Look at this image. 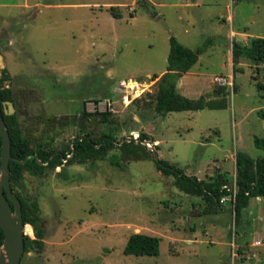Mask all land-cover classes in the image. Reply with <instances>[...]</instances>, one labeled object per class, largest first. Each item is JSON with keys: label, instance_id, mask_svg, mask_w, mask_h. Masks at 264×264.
<instances>
[{"label": "rangeland", "instance_id": "rangeland-1", "mask_svg": "<svg viewBox=\"0 0 264 264\" xmlns=\"http://www.w3.org/2000/svg\"><path fill=\"white\" fill-rule=\"evenodd\" d=\"M152 1L154 9L146 0H28V7L20 0H0L7 4H0L5 17L0 19V76L13 92L23 135L34 149L69 152L61 167L39 175L23 172L18 192L39 206L44 245L38 250L30 244L20 264H264V197L250 199L239 225L229 196L219 213L193 215V209L204 207L203 198L181 191L153 161L156 152L187 175L208 179L219 170L234 182L236 152L252 158L264 153L254 145L255 137L264 136V88L257 87L264 85V66L257 70L245 60L234 68L232 86H222L228 106L221 110L159 114L157 82L106 118L83 110L87 100L109 97L120 79L151 84L147 76L166 69L169 36L182 38L191 26L178 18L185 8L167 6L172 0ZM110 6H118L121 17H114ZM233 8L234 26L264 33V0H233ZM204 10L188 46L202 49L191 70L201 74L189 76L194 81L229 71L225 31L230 24L219 28ZM156 12L164 17H155ZM218 87L215 83L212 91ZM149 124L152 138L162 142L154 151L146 146L143 159H129L116 142L108 153H120V166L70 153L75 137L98 139L109 132L118 140L146 133ZM233 229L234 245L242 249L234 257ZM27 231L34 239L31 226ZM132 233L160 237L158 254H125ZM256 239L263 244L251 246Z\"/></svg>", "mask_w": 264, "mask_h": 264}, {"label": "trees", "instance_id": "trees-1", "mask_svg": "<svg viewBox=\"0 0 264 264\" xmlns=\"http://www.w3.org/2000/svg\"><path fill=\"white\" fill-rule=\"evenodd\" d=\"M110 13L114 17H121L118 6H110ZM200 49H191L182 44L174 35L169 36V52L167 56L166 71L157 80V91L154 95L155 110L159 114L165 115L169 112L198 111L202 109H224L228 106L224 88L218 87L216 92L218 97L211 98L200 95L198 98H189L181 94L177 89V82L180 77L190 70L197 62ZM240 57L251 60L256 69L260 70L264 63V37H252L246 44L238 42L232 43L233 70ZM158 75H152V79ZM6 76H0V103L3 119L6 123L10 136L11 159L9 160V180L12 191L21 203V212L24 223L32 227L35 238L25 235L24 251L30 244H35L37 249L43 248L44 229L41 226L42 218L39 215V206L35 201H28L20 195L18 188L21 186L23 172L27 171L32 175L43 174L46 170L55 169L68 163V153L65 151L54 152L43 147L34 149L31 140L23 135L19 125L17 115L6 114L4 108L6 101H11L14 105L15 98L10 87L5 86ZM257 87L263 89L264 85L258 83ZM136 99L134 102H136ZM133 102V103H134ZM132 103V104H133ZM83 110L88 114L101 115L106 118L113 114L110 112H88L83 106ZM116 140L109 132H104L98 139H93L89 135L75 137L72 141L70 153L75 157H95L99 159L107 158L111 164L120 166V153H108V149L117 143L121 152L129 159H143V154L147 149L143 141L153 142L150 136L144 132L139 133L138 139L130 135L129 141ZM137 141V142H136ZM254 145L264 152V136L255 137ZM2 137L0 134V154ZM158 149V145H155ZM43 162L42 164L39 163ZM155 167L164 175H172L175 178V185L184 193L200 196L204 200L202 209H193V215L217 214L222 209V197H230L234 224L239 225L248 206L250 198L264 197V153L262 156L252 158L247 153L239 151L235 154L236 177L234 182L227 172L217 171L208 179H199L196 176L187 175L181 168L170 164L164 159L155 160ZM1 165V158H0ZM235 228V226H234ZM4 240V232L0 227V248ZM161 238L144 233H132L126 242L124 253L131 255H157ZM242 252V249L238 250Z\"/></svg>", "mask_w": 264, "mask_h": 264}, {"label": "crops", "instance_id": "crops-1", "mask_svg": "<svg viewBox=\"0 0 264 264\" xmlns=\"http://www.w3.org/2000/svg\"><path fill=\"white\" fill-rule=\"evenodd\" d=\"M20 1L23 3V6H25V7L29 6L28 0H20ZM146 1L151 6V8H153V9L155 8L156 4L152 0H146ZM0 4L2 6H7V4H2V3H0ZM17 4H20V3H17ZM166 5L173 7V8L183 7L186 9V13L184 15H182V13H179L178 18L184 19L186 21V23H188L189 26H191V29H184L183 34H182V38H177V39L187 47L190 45V42L193 41L191 36H193L196 33L195 19H196V17L197 18L200 17V18H198V20L200 21V19H201L200 13H201V10L203 7L206 8V11L204 10V13L208 14L207 16H212V17L217 19V24L219 25L218 26L219 28H221L222 26H226L227 23L230 24V29H226V31H225V38L228 39V41H229V44H228L229 45V48H228L229 71L226 75H223V76H226L227 78H229L231 80H232L233 73H234L233 61H232V43L238 42L241 44H246L249 41V39L252 37H264L263 32H258V34L250 33L248 31V28L244 24H238V25L234 26V19H235L234 15L235 14H234V8H233V0H172V1L168 2ZM161 15H163V14H160V12H156L154 14L155 17H159ZM163 17H164V15H163ZM1 18H5V17L0 14V19ZM243 19L244 18L242 17V19H239V20H243ZM201 21H203V20H201ZM219 31H220V29H216V32H214V35L220 36L221 34L219 33ZM202 35L205 36V33H203ZM9 37H11V34H9ZM9 39L11 41V38H9ZM205 40H206V43L212 44V40L208 36H205ZM191 49H200V52L198 55V60L190 68V70L187 71L186 73H184L180 77V79L178 80V82H177L178 91L187 97H193L191 95L194 93L197 95L196 98H198L200 95H205L208 98L209 97H211V98L218 97L219 96L218 93L216 91H214V92L212 91V88L215 84V82H214L215 76L210 81H201V80H197V79H196V81H194L193 79H191V77H189V76L198 77V75L201 74L199 71H191V70L201 59L202 49L200 47H193ZM245 60H249V59H247L245 57H240L238 63L236 64V67L238 66L240 68L241 65H243V61H245ZM166 65H167V59H166ZM223 65L224 64H222V66ZM261 66H264V63ZM165 71H166V69L162 70L159 74H156V75H158V77L155 79H152V75H148L147 77H151V79L149 80V83H151V84H148L146 82V85L150 86V85H152V82H154V83L157 82L159 76H161ZM209 92H210V94H209ZM209 110H221V109H209ZM150 126H151L150 124L145 126L147 129V130L145 129V132L147 135H149L151 137V139H153L152 143L159 146L162 141L160 139L152 138L151 134L148 132ZM253 198H256V200L260 201L261 198H263V197H253ZM250 199H249V201H250ZM248 205H249V202H248ZM247 210H248V206L244 211V215H245V212ZM248 212H251V211H248ZM254 241H260L261 245L263 244V240H261V239H256ZM257 247H259V246H257ZM255 257H256V254H255Z\"/></svg>", "mask_w": 264, "mask_h": 264}, {"label": "water", "instance_id": "water-1", "mask_svg": "<svg viewBox=\"0 0 264 264\" xmlns=\"http://www.w3.org/2000/svg\"><path fill=\"white\" fill-rule=\"evenodd\" d=\"M7 107L4 108L6 114H13L14 107L11 101H6ZM0 134L2 137L1 146V165H0V227L4 232V240L0 248V264H20L24 253L25 227L29 224L24 223L21 212V203L12 191L9 180V160L11 159L10 136L3 119L0 103ZM126 137L120 141H129ZM149 141H143L145 145ZM152 151L154 146L149 147ZM154 159L158 160L159 155L154 152ZM42 164L43 162H40Z\"/></svg>", "mask_w": 264, "mask_h": 264}, {"label": "built area", "instance_id": "built-area-1", "mask_svg": "<svg viewBox=\"0 0 264 264\" xmlns=\"http://www.w3.org/2000/svg\"><path fill=\"white\" fill-rule=\"evenodd\" d=\"M214 82L220 86H232V80L223 75H216L214 77ZM146 83H142L134 78L132 79H120L115 88L112 91V94L109 97L102 99H90L85 102V110L88 112H110L115 113L117 111V106L122 105L124 107H128L131 105L136 99L140 98V96L146 90ZM130 137V136H129ZM131 137L134 139H138L139 134L132 133ZM144 144V143H143ZM146 146L151 147L155 144L152 142H148ZM224 200L222 197L221 201ZM234 229H233V237H232V256H239L238 247L236 248L234 245ZM252 246H260V241H253ZM236 248V249H235ZM253 257L255 254L252 255Z\"/></svg>", "mask_w": 264, "mask_h": 264}, {"label": "bare ground", "instance_id": "bare-ground-1", "mask_svg": "<svg viewBox=\"0 0 264 264\" xmlns=\"http://www.w3.org/2000/svg\"><path fill=\"white\" fill-rule=\"evenodd\" d=\"M30 225H27L25 228H26V230L25 231H27V228L29 227ZM28 232V231H27Z\"/></svg>", "mask_w": 264, "mask_h": 264}, {"label": "flooded vegetation", "instance_id": "flooded-vegetation-1", "mask_svg": "<svg viewBox=\"0 0 264 264\" xmlns=\"http://www.w3.org/2000/svg\"><path fill=\"white\" fill-rule=\"evenodd\" d=\"M25 252V251H24Z\"/></svg>", "mask_w": 264, "mask_h": 264}]
</instances>
